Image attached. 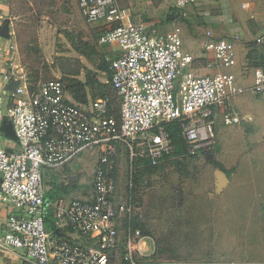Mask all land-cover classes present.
Masks as SVG:
<instances>
[{
	"label": "built area",
	"instance_id": "built-area-1",
	"mask_svg": "<svg viewBox=\"0 0 264 264\" xmlns=\"http://www.w3.org/2000/svg\"><path fill=\"white\" fill-rule=\"evenodd\" d=\"M195 1L175 0V8L185 10ZM78 7L87 22L108 24L98 36L100 45H117L108 67L119 117L109 112L104 98L73 101L61 78L30 89L13 66L3 67L0 121L17 145L8 148L0 141V201L10 204L0 225V248L21 250L25 264H116L119 250L123 264H140L136 250L141 252L144 238L130 227V218L123 242L120 238V217L130 208L116 201L113 157L124 147L134 159L158 164L173 150L171 126L180 127L188 154L207 151L215 143L217 109L224 125L238 124L230 106L245 87L232 71L237 64L234 38L206 30L212 60L205 64L208 73L196 75L193 57L182 48L176 30L143 21L118 23L115 0H78ZM253 43L264 47V33ZM252 78L247 91L264 96V63L254 68ZM88 150L98 153L90 196L50 201L45 171L63 169Z\"/></svg>",
	"mask_w": 264,
	"mask_h": 264
},
{
	"label": "rangeland",
	"instance_id": "rangeland-1",
	"mask_svg": "<svg viewBox=\"0 0 264 264\" xmlns=\"http://www.w3.org/2000/svg\"><path fill=\"white\" fill-rule=\"evenodd\" d=\"M101 29L83 18L78 0H0V38L10 41L11 51L0 46V59L9 57L3 66H15L30 87L62 78L75 101L63 68L80 62L76 78L85 82L91 73L110 86L106 63L114 48L98 43ZM72 43L86 45L89 57ZM249 63L234 68L245 87L230 106L240 122L226 126L218 115L214 120L215 143L208 152L221 167L209 164L205 152L173 151L153 166L124 147L114 155L116 201L130 208L120 217V238L130 218L144 238L137 244L138 263L264 264V97L246 93L255 65ZM112 106L118 109L116 101ZM97 160V151L88 150L63 169L46 170L45 191L87 198ZM121 251L116 264H123Z\"/></svg>",
	"mask_w": 264,
	"mask_h": 264
},
{
	"label": "crops",
	"instance_id": "crops-1",
	"mask_svg": "<svg viewBox=\"0 0 264 264\" xmlns=\"http://www.w3.org/2000/svg\"><path fill=\"white\" fill-rule=\"evenodd\" d=\"M115 2L121 14L118 23L143 21L148 24H156L161 29L176 30L182 40V48L193 57L191 70L196 75L209 72L205 64L212 60V53L207 48L209 39L204 35L208 29L216 37L228 35L234 38L237 64L232 68L233 73L237 66L240 67L241 64L249 66V62H253L255 65L252 64L250 73L252 78L254 68L264 63V47L256 46L253 43L257 35L264 33V0H196L185 10L175 8V0H115ZM183 12L185 13L183 14ZM92 23L102 26L99 34L108 26L102 20ZM9 45L8 39L0 38V46L6 51L5 53L11 52L8 50ZM110 45L114 48L110 55H117V45ZM2 55L3 53L0 52V57ZM8 58L0 59V73L4 63L9 60ZM13 67L15 68V66ZM238 80L241 84L240 79ZM246 93L253 96L249 91ZM240 95L242 94L240 93ZM236 97L231 101V104ZM220 114L221 110L217 109L216 116L220 117ZM0 141L5 147L16 148V141L4 120L0 121ZM69 179L74 181L70 177ZM60 196L68 195L59 194L55 199ZM9 211L10 204L0 201V225L6 220ZM20 253L21 250L18 249L0 248V264H25Z\"/></svg>",
	"mask_w": 264,
	"mask_h": 264
},
{
	"label": "trees",
	"instance_id": "trees-1",
	"mask_svg": "<svg viewBox=\"0 0 264 264\" xmlns=\"http://www.w3.org/2000/svg\"><path fill=\"white\" fill-rule=\"evenodd\" d=\"M73 47L79 51V53L81 55L87 56L89 57V54L87 53V46L84 45L83 43H81L80 45H75V43H72ZM106 67H107V72L109 74V81H110V71H109V67H108V62L106 63ZM83 66L82 64L79 62L78 66L75 67V69H68V68H63L62 73L64 75V79L67 80V82H69V87H72L75 89V91L72 93V98L77 102V103H81V104H85L88 101V98L92 100L98 99V98H104L107 100V105H108V110L111 114H113V116L118 120L119 117V97L116 94L115 90L112 88L110 82L109 85L105 82H98L97 80L94 79L93 75L91 73H88L86 75V81L83 82L81 80H79L78 78H76L77 75L80 74V72L82 71ZM62 79V78H61ZM62 81L64 82L65 85V81L62 79ZM67 87L65 85V89L67 90ZM30 89H33L34 87H30ZM112 92L114 94H112ZM116 103H118V109L115 110L114 107L112 106V100ZM170 134L172 136V141H173V151L175 152H184L186 151V147L184 145V142L181 138L180 135V127L179 126H171L169 128ZM171 152V153H172ZM187 152V151H186ZM206 153V159L208 161L209 164H212L215 167H221V164H219L211 155L210 152L207 151H203ZM170 153V154H171ZM166 157V156H165ZM137 161H141L146 162L145 160H140L138 159ZM147 163V162H146ZM148 164V163H147ZM149 165V164H148ZM149 166H153V165H149ZM59 190L58 188H54L51 189L50 191L46 192V197L48 199H50L51 201L55 200V197L58 195ZM52 223V211L48 210V214L46 217V227L49 229Z\"/></svg>",
	"mask_w": 264,
	"mask_h": 264
},
{
	"label": "water",
	"instance_id": "water-1",
	"mask_svg": "<svg viewBox=\"0 0 264 264\" xmlns=\"http://www.w3.org/2000/svg\"><path fill=\"white\" fill-rule=\"evenodd\" d=\"M73 180L75 179V178H72Z\"/></svg>",
	"mask_w": 264,
	"mask_h": 264
}]
</instances>
